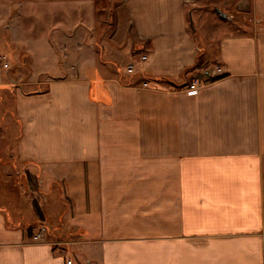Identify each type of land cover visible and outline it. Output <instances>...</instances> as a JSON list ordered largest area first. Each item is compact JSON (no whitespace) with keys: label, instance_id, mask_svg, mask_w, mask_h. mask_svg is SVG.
Segmentation results:
<instances>
[{"label":"crops","instance_id":"1","mask_svg":"<svg viewBox=\"0 0 264 264\" xmlns=\"http://www.w3.org/2000/svg\"><path fill=\"white\" fill-rule=\"evenodd\" d=\"M187 1L0 0V264H264V0L245 26ZM19 44L89 73L6 79ZM48 217L66 245L28 236Z\"/></svg>","mask_w":264,"mask_h":264},{"label":"rangeland","instance_id":"2","mask_svg":"<svg viewBox=\"0 0 264 264\" xmlns=\"http://www.w3.org/2000/svg\"><path fill=\"white\" fill-rule=\"evenodd\" d=\"M251 2H252V0H188L187 1L188 8L194 9L196 11V13L202 9L203 11H206L207 14H210L214 17L215 16L220 17V15L217 14L215 12V9H214L215 7H217L219 10L224 12L227 15V17H230L229 20L236 21V24H240L241 26H245L247 24H250L251 19L253 18L252 17V11H251ZM258 7L260 10H262L264 12V7L261 4ZM119 13L121 14V21H120L121 23H119V25H117L118 26L117 28H120V29H117L116 31L114 30L112 33L113 39L115 38L116 40H119L118 38L122 39L124 31H125L124 30L125 25H123V23L125 24L124 14H123V12H119ZM116 22L117 21H115V23ZM101 26H104V28H106V25H101ZM20 45L21 44L17 45L15 52L12 50H9V54L6 53V55L4 56L5 59L1 61L3 63V66H4L2 68V74H3L2 76H4V78H6V79L8 78L7 74L9 76H11L13 79H16L18 81V80H26V79L30 78L31 76H35V77L42 80L48 75H59V74L70 75V74H75V73L79 75V74H88L89 73L88 71L82 72V71L77 70V68L75 66L77 61L75 60L74 55L70 60H68V62H66L65 65L64 64H62L61 66L57 65V67L52 66L50 71L49 70H45V71H33V70H31L30 71V70L25 68V66L28 65V58L26 56L22 55V54H24V52H22ZM9 48L10 47H7V49H9ZM55 58L56 59L57 58L62 59V56L57 55V56H55ZM18 67L20 70L16 69ZM30 67H33V66L30 65L29 68ZM4 81L9 82L5 79H4ZM43 86H44L43 83L39 84L38 86L35 84H25V85L21 86V88L24 91H29V90H34L36 88H42ZM1 105L3 107H7L8 101L4 100ZM0 120H1V117H0ZM0 124H2L1 121H0ZM4 142H5V140L0 139V145H4L5 144ZM33 184H34V182L31 184L29 182V185L31 188H26V192L28 194H30V196H32L33 198H36V200H39L40 197H42V196L38 195V189L35 187L33 188ZM52 195L56 196V191L48 190V196L52 197ZM55 204H56L55 206H53V205L50 206V207H52L51 208L52 211L59 207L58 202ZM62 221H64L63 217H61L60 219H58L56 217H53V218L48 217L47 221H42L40 223L39 222L34 223V228L36 229L37 226L42 224L45 227V231H44L45 235L47 233V230L50 229V235H48V236L46 235L45 238L54 241V245L56 247L63 246V245H66L67 241L71 240L74 237V234L72 232H70V234H69V232H68V235H67V233H66L67 231H65L64 233H61L59 231V228L54 229V226L58 227L60 225L59 222H62ZM46 224L49 226L48 227L49 229H47Z\"/></svg>","mask_w":264,"mask_h":264},{"label":"built area","instance_id":"3","mask_svg":"<svg viewBox=\"0 0 264 264\" xmlns=\"http://www.w3.org/2000/svg\"><path fill=\"white\" fill-rule=\"evenodd\" d=\"M146 55H140L138 62L145 60ZM6 65V64H5ZM136 64L130 63L125 67L126 72L131 73L134 72ZM226 74L223 66L219 63H210L206 66L200 68L197 72H195L191 78L186 83V88L194 89L205 85L206 83L210 82L211 80L223 76ZM144 86L147 85V81H143L142 83ZM45 231V227L41 224L36 227L35 232L30 236L32 239H38ZM65 264H73L71 259H66Z\"/></svg>","mask_w":264,"mask_h":264},{"label":"water","instance_id":"4","mask_svg":"<svg viewBox=\"0 0 264 264\" xmlns=\"http://www.w3.org/2000/svg\"><path fill=\"white\" fill-rule=\"evenodd\" d=\"M215 11L220 14L221 16H226V14L224 12H222L221 10H219L217 7L214 8Z\"/></svg>","mask_w":264,"mask_h":264},{"label":"trees","instance_id":"5","mask_svg":"<svg viewBox=\"0 0 264 264\" xmlns=\"http://www.w3.org/2000/svg\"><path fill=\"white\" fill-rule=\"evenodd\" d=\"M34 228V225L28 226L27 232L28 236L31 235L32 229Z\"/></svg>","mask_w":264,"mask_h":264}]
</instances>
